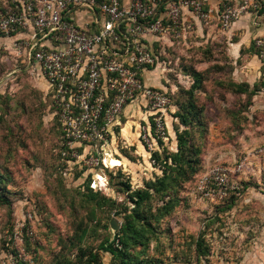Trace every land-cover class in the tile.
Segmentation results:
<instances>
[{
	"label": "rangeland",
	"instance_id": "374dc122",
	"mask_svg": "<svg viewBox=\"0 0 264 264\" xmlns=\"http://www.w3.org/2000/svg\"><path fill=\"white\" fill-rule=\"evenodd\" d=\"M4 2L0 0V9ZM207 24L192 22L191 30L183 26L159 42L163 65L157 90L170 104L166 140L158 154H175L183 132L187 146L198 153L190 157L192 167L183 164L180 176L173 173L177 181L168 179L167 188L155 192L150 185V197L140 207L131 194L162 174L151 158L141 156L136 119L130 117L134 124L128 135L112 127L113 134L98 143L99 151L77 149L78 158L63 156L46 83L0 43V264H79L90 254L101 264H264L263 69L252 87H233L227 74L234 64L226 53L230 43H240L242 31L231 26L224 38L211 39ZM256 39L247 42L244 54H255ZM193 79L198 85L191 89L188 81ZM194 112L196 120L190 117ZM181 117L187 118L186 127ZM90 157L99 162L117 158L115 166L123 157L127 163L89 167L85 161ZM214 167L229 170V185L222 199L212 188L210 200L196 186ZM98 176L104 187L94 191ZM87 184L98 193L95 197ZM125 222L141 229L143 243L129 239L114 257L105 250L121 248L115 235ZM14 230L20 240H14Z\"/></svg>",
	"mask_w": 264,
	"mask_h": 264
},
{
	"label": "built area",
	"instance_id": "2783aa9c",
	"mask_svg": "<svg viewBox=\"0 0 264 264\" xmlns=\"http://www.w3.org/2000/svg\"><path fill=\"white\" fill-rule=\"evenodd\" d=\"M220 1L217 19L222 30H229L249 9L258 14L262 7L260 0ZM184 11L202 24L212 18L206 0H5L0 9L3 46H10L17 61L46 83L63 156L78 158L77 149L99 151L98 143L113 134L123 110L139 100L146 116L139 138L150 155L159 149L166 140L170 100L145 83L143 72L157 64L155 43L183 26L191 30ZM254 48L264 78V36L254 41ZM85 165L107 168L105 159L93 157ZM228 174L224 167L212 168L196 191L212 200L218 189L222 199ZM100 184L104 179L98 176L91 187H104ZM12 234L20 240L18 231Z\"/></svg>",
	"mask_w": 264,
	"mask_h": 264
},
{
	"label": "crops",
	"instance_id": "0c3cea01",
	"mask_svg": "<svg viewBox=\"0 0 264 264\" xmlns=\"http://www.w3.org/2000/svg\"><path fill=\"white\" fill-rule=\"evenodd\" d=\"M220 0H206V8L212 11V22L207 24L206 29L209 37L211 39H222L224 38V30L221 29L219 26V22L217 19V12L219 10ZM262 7L261 12L258 14H253L252 10L243 15L237 22H235L230 30L242 31L240 34V43L237 45H231V48L227 49V55L231 58L230 63L234 64V67L231 68L230 74H227V78L229 77L231 80L230 83L233 87L236 85L246 84L247 86L252 87L253 83L261 79L262 73V65L260 64L259 60L257 59L256 54H248L247 52L243 53L244 46L249 40H254L255 38L263 37L264 36V0H260ZM184 20L186 24H190L193 22L196 26L202 25L199 21H197L194 16L189 11H184ZM213 32V33H212ZM1 37V36H0ZM0 43L3 45L6 43V40L2 37L0 38ZM244 44V45H243ZM157 49L159 48V43H155L154 45ZM234 58V59H233ZM240 58V61H238ZM233 61V62H232ZM162 63L158 64L155 68L150 70H146L143 72V79L148 86H152L155 88H162V77H161V70ZM196 71L200 72L199 69L195 68ZM216 69V68H215ZM222 68L219 67L217 70H221ZM262 70V71H261ZM154 71V73H152ZM196 72V73H198ZM220 73V72H219ZM149 74V75H148ZM199 74V73H198ZM221 75L222 72L220 73ZM204 83V81H203ZM189 87L196 88L198 83L195 79L188 81ZM231 85V86H232ZM160 86V87H158ZM134 113V114H132ZM131 114V115H130ZM202 115V114H201ZM126 117H128V121H126ZM130 117H134L136 119V131H138L140 125L145 120V112H144V103L139 100L133 104L127 106L120 117V119L115 123L114 127H117V132L120 135H128L129 128L133 130V122H131ZM122 124L125 126L122 129ZM209 131V129H208ZM196 133V132H194ZM138 137V136H137ZM140 152L143 153L141 156H148L150 158V154L144 150V147L140 145ZM117 159V158H116ZM115 159V160H116ZM121 162V165L127 163L126 158L120 157L118 159Z\"/></svg>",
	"mask_w": 264,
	"mask_h": 264
},
{
	"label": "trees",
	"instance_id": "16d2710c",
	"mask_svg": "<svg viewBox=\"0 0 264 264\" xmlns=\"http://www.w3.org/2000/svg\"><path fill=\"white\" fill-rule=\"evenodd\" d=\"M154 53L157 56V61H156L157 62L156 66H157L158 64H161L162 62L159 60V57L157 55V48L155 46H154ZM255 54H256V50H255ZM150 69H152V68H150ZM195 76H197L198 78L201 77L200 74H196ZM189 112H192V110H190ZM188 116H189V113H188ZM190 117H193L196 120L197 118H199V115H198V113L194 112V114H192ZM180 123L183 124L185 127H186V125L189 124L186 117H181ZM191 125L193 127L196 126L195 123H193ZM184 131H187V130H184ZM182 135H183V137H185L184 135H187V134L183 132L179 135V138H178L179 143L177 144V151L175 154H166L164 157H160V154H158L159 153L158 150H156L155 152H153L150 155V158L154 161L153 166L155 168H157L159 171H161L162 176L156 178L155 183H152V184H147L148 182L145 183V187L143 190H138V191H135L131 194L130 199L136 205V207L137 206L140 207V205L145 200L149 199V197H150L149 191L151 189L150 185H152L155 192H161L162 190L167 188L166 183H168V181H167L168 179L172 178L171 179L172 182H173V180L177 181V177L180 176V173H178L177 171H181L180 167L183 164H187V167H189V166L192 167V165L194 164L195 160L193 161L190 157L195 156L198 153V151L195 148H191L190 146H187L186 140L182 137ZM189 142L190 143L192 142L191 138H190ZM116 162H118V161L117 160L115 161V164L112 166L113 168L116 165ZM178 163H180V165H178ZM119 165H121V164H119ZM119 165H117V166H119ZM117 166H115V167H117ZM176 169H178V170H176ZM167 171H171V174H169V176H167L168 175ZM173 173H175L177 177H173L172 176ZM86 188L92 197H95L98 194L96 192H93V190L90 188V184H87ZM140 232H141V229H137L134 226V223L125 222L122 226V230H121L120 234L115 235V239L117 240L116 242H118V244L121 245V248L118 249V247H115L113 249L110 246L107 248L108 250H105V252H109V254H111L114 257H119L117 253H119L120 255L122 254V252H121L122 248L127 247L128 243L130 242L129 239H132L134 242H137L139 240L138 237L141 234ZM127 233H130L132 235L131 238L126 237ZM139 241H140V243H143L141 240H139ZM123 251H124V249H123ZM79 264H101V263L98 260L96 255L90 254L84 263H79Z\"/></svg>",
	"mask_w": 264,
	"mask_h": 264
},
{
	"label": "bare ground",
	"instance_id": "6f19581e",
	"mask_svg": "<svg viewBox=\"0 0 264 264\" xmlns=\"http://www.w3.org/2000/svg\"><path fill=\"white\" fill-rule=\"evenodd\" d=\"M106 162L109 164L110 167H112V166L115 164V160H114V158L107 159Z\"/></svg>",
	"mask_w": 264,
	"mask_h": 264
}]
</instances>
